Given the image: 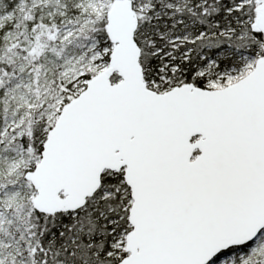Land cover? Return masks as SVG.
<instances>
[{"label": "snow or ice", "instance_id": "6c2138e0", "mask_svg": "<svg viewBox=\"0 0 264 264\" xmlns=\"http://www.w3.org/2000/svg\"><path fill=\"white\" fill-rule=\"evenodd\" d=\"M0 264H264V0H0Z\"/></svg>", "mask_w": 264, "mask_h": 264}]
</instances>
